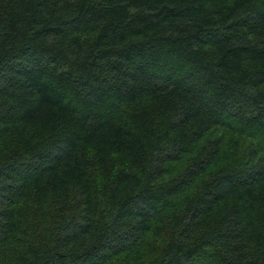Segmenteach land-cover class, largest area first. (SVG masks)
Here are the masks:
<instances>
[{
  "label": "trees",
  "instance_id": "obj_1",
  "mask_svg": "<svg viewBox=\"0 0 264 264\" xmlns=\"http://www.w3.org/2000/svg\"><path fill=\"white\" fill-rule=\"evenodd\" d=\"M0 264H264V0H0Z\"/></svg>",
  "mask_w": 264,
  "mask_h": 264
},
{
  "label": "rangeland",
  "instance_id": "obj_2",
  "mask_svg": "<svg viewBox=\"0 0 264 264\" xmlns=\"http://www.w3.org/2000/svg\"><path fill=\"white\" fill-rule=\"evenodd\" d=\"M216 136L222 135V137L225 138L227 141V146H230V149H227V155L232 158H237L239 155L243 154L244 149L247 145L253 143V144H259V141L262 140L263 135L262 133H257L256 136H249V135H238L237 133L232 134L231 132L224 130L216 131ZM243 143V144H242ZM233 146V149L231 150V147Z\"/></svg>",
  "mask_w": 264,
  "mask_h": 264
}]
</instances>
